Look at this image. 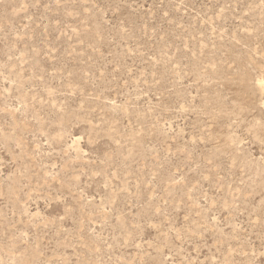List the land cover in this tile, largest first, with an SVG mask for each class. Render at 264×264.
<instances>
[{"label":"rangeland","instance_id":"obj_1","mask_svg":"<svg viewBox=\"0 0 264 264\" xmlns=\"http://www.w3.org/2000/svg\"><path fill=\"white\" fill-rule=\"evenodd\" d=\"M264 0H0V264H264Z\"/></svg>","mask_w":264,"mask_h":264},{"label":"bare ground","instance_id":"obj_2","mask_svg":"<svg viewBox=\"0 0 264 264\" xmlns=\"http://www.w3.org/2000/svg\"><path fill=\"white\" fill-rule=\"evenodd\" d=\"M259 82H261V83L264 84V78H260V79H259ZM263 105H264V99H263Z\"/></svg>","mask_w":264,"mask_h":264}]
</instances>
